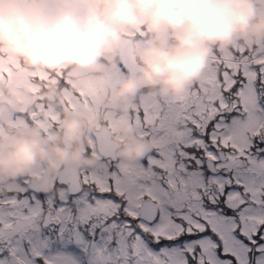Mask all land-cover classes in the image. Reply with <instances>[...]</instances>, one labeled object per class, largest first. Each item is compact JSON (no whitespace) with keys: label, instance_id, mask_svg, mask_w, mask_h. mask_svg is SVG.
Masks as SVG:
<instances>
[{"label":"snow or ice","instance_id":"snow-or-ice-1","mask_svg":"<svg viewBox=\"0 0 264 264\" xmlns=\"http://www.w3.org/2000/svg\"><path fill=\"white\" fill-rule=\"evenodd\" d=\"M150 43L142 30L122 40L105 69L113 91L141 74ZM3 89L33 104L0 121V140L33 127L51 138L72 113L92 124L102 162L65 169L58 198L34 178L0 186V264H264V44L214 50L182 96L118 105L91 73L32 70L0 51V100ZM127 125L153 144L141 162L110 147Z\"/></svg>","mask_w":264,"mask_h":264},{"label":"clouds","instance_id":"clouds-1","mask_svg":"<svg viewBox=\"0 0 264 264\" xmlns=\"http://www.w3.org/2000/svg\"><path fill=\"white\" fill-rule=\"evenodd\" d=\"M141 30L151 37L138 52L142 72L113 91L105 69L117 66L122 40ZM260 44L264 9L256 0H0V51L32 70L91 73L109 105L134 101L144 90L162 99L182 96L214 50ZM3 94L0 121L13 118L19 107H32L27 92L14 96L3 89ZM45 94L54 98L56 89ZM92 130L87 119L66 113L62 131L51 138L35 127L13 131L0 140V186L34 178L58 198L62 192L53 185L65 169L91 170L102 162L88 153ZM120 137L110 147L127 163L141 162L153 151L132 125L124 126ZM41 169L46 175L38 177Z\"/></svg>","mask_w":264,"mask_h":264},{"label":"flooded vegetation","instance_id":"flooded-vegetation-1","mask_svg":"<svg viewBox=\"0 0 264 264\" xmlns=\"http://www.w3.org/2000/svg\"><path fill=\"white\" fill-rule=\"evenodd\" d=\"M149 39H151V37H150V36H149ZM117 61H118V57H117ZM101 63H105V61H103V60H102V61H101ZM124 75H125V76H127V75H128V73L125 71ZM143 92H147V90H144ZM71 114H72V113H71ZM74 115H75V114H74ZM77 116H78V115H77ZM88 153H89V154H91V151H90V150H88Z\"/></svg>","mask_w":264,"mask_h":264},{"label":"water","instance_id":"water-1","mask_svg":"<svg viewBox=\"0 0 264 264\" xmlns=\"http://www.w3.org/2000/svg\"><path fill=\"white\" fill-rule=\"evenodd\" d=\"M127 37H125L124 39H126Z\"/></svg>","mask_w":264,"mask_h":264}]
</instances>
